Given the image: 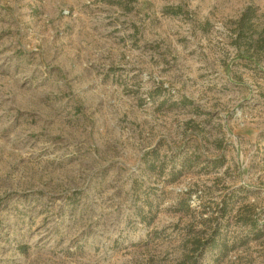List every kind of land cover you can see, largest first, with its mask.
<instances>
[{
  "label": "rangeland",
  "instance_id": "1",
  "mask_svg": "<svg viewBox=\"0 0 264 264\" xmlns=\"http://www.w3.org/2000/svg\"><path fill=\"white\" fill-rule=\"evenodd\" d=\"M0 264H264V0H0Z\"/></svg>",
  "mask_w": 264,
  "mask_h": 264
}]
</instances>
